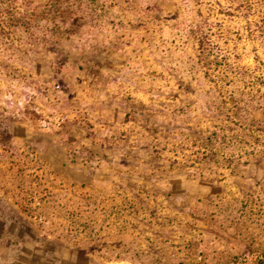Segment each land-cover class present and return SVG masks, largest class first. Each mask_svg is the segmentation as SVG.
<instances>
[{
  "label": "rangeland",
  "instance_id": "obj_1",
  "mask_svg": "<svg viewBox=\"0 0 264 264\" xmlns=\"http://www.w3.org/2000/svg\"><path fill=\"white\" fill-rule=\"evenodd\" d=\"M189 179L264 201V0H0V264H166Z\"/></svg>",
  "mask_w": 264,
  "mask_h": 264
},
{
  "label": "crops",
  "instance_id": "obj_2",
  "mask_svg": "<svg viewBox=\"0 0 264 264\" xmlns=\"http://www.w3.org/2000/svg\"><path fill=\"white\" fill-rule=\"evenodd\" d=\"M188 181L180 186L183 197L169 201L168 214L150 235L135 242L136 251L165 255L166 264H194L200 257L207 264H237L244 253H264V201L239 200L231 184Z\"/></svg>",
  "mask_w": 264,
  "mask_h": 264
},
{
  "label": "built area",
  "instance_id": "obj_3",
  "mask_svg": "<svg viewBox=\"0 0 264 264\" xmlns=\"http://www.w3.org/2000/svg\"><path fill=\"white\" fill-rule=\"evenodd\" d=\"M54 123L60 126L62 122L66 119V115L61 113L55 114L53 116ZM262 258V254L259 250H254L251 253H245L240 257L241 264H259V260Z\"/></svg>",
  "mask_w": 264,
  "mask_h": 264
}]
</instances>
